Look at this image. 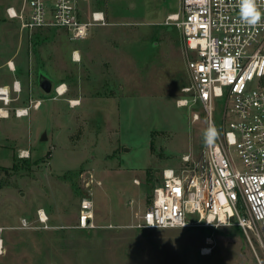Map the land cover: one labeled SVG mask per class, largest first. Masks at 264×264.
<instances>
[{
	"label": "rangeland",
	"instance_id": "obj_1",
	"mask_svg": "<svg viewBox=\"0 0 264 264\" xmlns=\"http://www.w3.org/2000/svg\"><path fill=\"white\" fill-rule=\"evenodd\" d=\"M21 2L0 0V85L10 88V101H0V264H264L260 226L248 236L236 225L130 226L162 169L205 144L204 105L184 90L182 35L166 22L180 0L82 1L85 12L102 9L107 23L75 40L61 27L22 29L6 13ZM42 75L50 93L39 86ZM60 84L65 91L57 94ZM181 98L189 103L178 106ZM31 100L39 107L17 117L15 108ZM211 108L219 129L222 104L213 99ZM88 185L95 227L85 229L76 223Z\"/></svg>",
	"mask_w": 264,
	"mask_h": 264
},
{
	"label": "built area",
	"instance_id": "obj_2",
	"mask_svg": "<svg viewBox=\"0 0 264 264\" xmlns=\"http://www.w3.org/2000/svg\"><path fill=\"white\" fill-rule=\"evenodd\" d=\"M85 0H22L21 6H8L9 17L17 18L20 27L33 30L43 27L64 28L70 40L85 38L92 25L107 23L102 9L85 12ZM264 13V0H257ZM239 0H180L178 11L167 15L182 35L191 102L204 105L207 129L214 126L212 100L222 104L221 127L213 143L204 144L197 154L183 153L181 165L162 169L161 181L151 193V202L134 213L136 228L183 226H239L248 236L254 227L264 230V17L257 26H247L239 18ZM78 49L71 59L79 61ZM7 66L14 70L13 61ZM61 88V89H60ZM12 89L21 90L19 80ZM57 94L65 88L55 86ZM10 88L0 85V101H10ZM40 100L15 108L17 117L37 109ZM189 103L186 98L178 106ZM3 107H0V115ZM192 120L199 119L196 111ZM235 156L240 160L237 165ZM90 177L93 175L90 173ZM100 184V181H96ZM92 188L88 185L81 198L76 226L95 227ZM195 214L190 219L188 215ZM36 218L47 225V215L38 209ZM28 227L26 218L20 221ZM1 230V228H0ZM2 240L0 238V248Z\"/></svg>",
	"mask_w": 264,
	"mask_h": 264
},
{
	"label": "clouds",
	"instance_id": "obj_3",
	"mask_svg": "<svg viewBox=\"0 0 264 264\" xmlns=\"http://www.w3.org/2000/svg\"><path fill=\"white\" fill-rule=\"evenodd\" d=\"M239 5V18L241 23L247 26H257L261 23L264 13L260 11L257 0H239ZM216 136V128L214 126H210L204 132L205 143H213Z\"/></svg>",
	"mask_w": 264,
	"mask_h": 264
},
{
	"label": "water",
	"instance_id": "obj_4",
	"mask_svg": "<svg viewBox=\"0 0 264 264\" xmlns=\"http://www.w3.org/2000/svg\"><path fill=\"white\" fill-rule=\"evenodd\" d=\"M39 86L45 93H50L53 87L52 81L49 77L42 75L39 77ZM45 133H42L41 139H45Z\"/></svg>",
	"mask_w": 264,
	"mask_h": 264
},
{
	"label": "bare ground",
	"instance_id": "obj_5",
	"mask_svg": "<svg viewBox=\"0 0 264 264\" xmlns=\"http://www.w3.org/2000/svg\"><path fill=\"white\" fill-rule=\"evenodd\" d=\"M60 89H61V88H60ZM74 103H76V101H74ZM1 112H3V113H4L5 111L1 110ZM4 115H5V113H4Z\"/></svg>",
	"mask_w": 264,
	"mask_h": 264
},
{
	"label": "trees",
	"instance_id": "obj_6",
	"mask_svg": "<svg viewBox=\"0 0 264 264\" xmlns=\"http://www.w3.org/2000/svg\"><path fill=\"white\" fill-rule=\"evenodd\" d=\"M13 167H15V164L13 165ZM239 227V226H238ZM240 228V227H239Z\"/></svg>",
	"mask_w": 264,
	"mask_h": 264
}]
</instances>
